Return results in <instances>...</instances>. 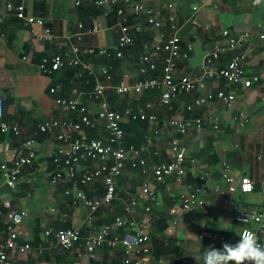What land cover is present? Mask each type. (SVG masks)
I'll list each match as a JSON object with an SVG mask.
<instances>
[{
  "label": "crops",
  "instance_id": "1",
  "mask_svg": "<svg viewBox=\"0 0 264 264\" xmlns=\"http://www.w3.org/2000/svg\"><path fill=\"white\" fill-rule=\"evenodd\" d=\"M74 0H25L26 15L41 19L43 26L25 25L14 14L0 23V95L3 98V121L15 123L20 135L0 139V165L10 164L22 158L29 159L27 141H34V158L21 169L18 181L7 183L0 175V210L3 202H10L13 211L25 210L27 217L15 228L22 242L33 248L41 246L43 254L32 253L25 258L10 252L16 264H76L79 254L84 253L83 240L104 225L121 215L125 201L133 196L141 186L142 179L127 165L123 175L117 180V198L110 206H104L91 214L82 203H74L72 183L61 175L56 185L51 184L55 173L53 159L57 154L56 133H40L39 126L48 120L74 119L56 104V99H69L71 91L90 92L96 83L110 87L107 92L110 110L122 113L127 106L142 107L148 115L159 119H201V128H192L185 136L173 130L166 137H155L148 123L126 122L122 125L126 146L144 150L148 161L155 164L170 160L168 142L178 140L187 149L185 175L181 182L174 178L156 184L158 205L150 206L149 214L151 244L156 240L162 247L161 258L153 255L152 264H199L210 240H235L238 226L234 222V211L229 205H242L264 211V40L259 35L264 25V0H155L153 7L162 30L172 35L170 28L176 26V34L181 39L182 49L188 44L192 51L187 60H181L176 69V77L190 76L198 84L197 92L191 96L182 95L172 103L171 110L160 106L161 91L144 92L139 96H117L112 88L121 82L135 84L143 76L138 73L137 64L143 56V43L157 40L149 32L134 34V45L115 57L118 6L98 8L86 0L81 6H74ZM197 7V11L193 8ZM109 11L107 17L104 14ZM129 25H135L128 12ZM79 25L83 29L79 28ZM49 29L52 42L43 39ZM94 29L97 31L92 34ZM162 31V32H163ZM227 31L228 36L223 32ZM246 33L239 51L226 50L229 37L239 38ZM78 48L80 54L73 52ZM220 49L219 58L208 64V54ZM93 49L89 56L86 51ZM106 51L110 56L101 55ZM251 55L253 61L247 66L249 76L256 75L259 81L246 89L241 85L231 86L225 80L214 81L203 76L205 68L213 71L223 69L232 54ZM60 55L64 63L78 59L80 65L64 67L52 73L39 71V65ZM161 63L158 62V67ZM89 66L88 70L82 67ZM105 72V73H104ZM55 89V94L50 90ZM234 94L232 103L219 101L208 103L192 112L185 110L192 98L205 93ZM93 118L96 104H88ZM209 118L216 120L217 129ZM245 121H247L245 123ZM88 140L102 139L106 132L98 123L94 129H83L79 134ZM230 167L234 176H246L253 183L251 194L227 195L224 183V165ZM83 169L75 177L77 189L89 199L104 195L103 181L91 185L82 181ZM203 187L206 192L205 204L184 212L179 197L189 193L188 187ZM69 190L70 195L65 192ZM218 190V191H216ZM144 204L136 210V219L143 216ZM173 210V214L170 211ZM1 226V225H0ZM79 229L81 241L71 250H63L46 231ZM115 233L122 242L113 249L106 246L95 251V259L81 261V264H122L127 245L133 243L135 231L118 229ZM201 237V238H200ZM261 239L264 245V234ZM222 242V243H223ZM221 243V244H222ZM86 257V256H85Z\"/></svg>",
  "mask_w": 264,
  "mask_h": 264
},
{
  "label": "built area",
  "instance_id": "2",
  "mask_svg": "<svg viewBox=\"0 0 264 264\" xmlns=\"http://www.w3.org/2000/svg\"><path fill=\"white\" fill-rule=\"evenodd\" d=\"M88 3L96 5L98 8H111L118 6L116 13L117 25L114 28L116 35L115 57L121 58L123 52L134 45V34L149 32L156 36L157 40L151 43H143V56L137 64L138 73L147 76L150 73H157L154 77H146L139 79L135 84L127 81L121 82L117 87L112 88L117 96L135 95L139 96L144 92L158 89L161 91L160 106L171 110L172 103L179 99L180 96H191L197 92L199 84L190 76L176 77L177 65L181 60H187L189 53L192 51V45L186 46V51L182 49L181 39L176 34V26H171L170 36L162 30V24L156 17L153 3L155 0H86ZM211 0H202L207 3ZM25 0H0V23L4 22L9 15L14 14L18 20L25 25L36 24L43 26L41 19H35L26 15ZM74 6H81L82 0H74ZM198 8L194 7L193 11ZM128 12L132 15L133 21H137L135 25H129ZM109 11L104 14L107 17ZM264 25V18L260 22L259 27ZM80 29H83L79 25ZM94 29L88 34L95 33ZM163 31V32H162ZM224 36H228L227 31L223 32ZM249 34L235 38L229 37L226 50L230 53L239 51L243 45L242 41L248 38ZM260 40H264V32L259 36ZM43 39L48 42L53 41L51 31H44ZM73 52L80 54L78 48H73ZM86 54L92 56L95 54L93 49L86 51ZM106 57L110 55L106 51L99 53ZM220 49H216L208 54V64L211 60L219 58ZM253 58L248 54H232L231 60L223 69L213 71L208 67L205 68L203 76L214 81L225 80L231 86L241 85L248 89L259 81L258 76L247 74V66L251 65ZM158 62L161 66L158 67ZM78 59L63 62L60 55L55 56L52 60H44L39 65V71L43 73H52L64 67H75L80 65ZM88 70V75L92 76L89 66L82 67ZM105 73V72H104ZM110 87L97 82L90 92H79L74 89L71 91L69 99H56V104L67 115H73L74 119L63 121L48 120L39 126L40 133H56L57 154L53 159L55 167L54 176L51 184L56 185L61 175L72 183L74 203H82L83 206L91 213H96L104 206H110L117 198L116 183L123 175L127 165L130 169L139 175L142 179L139 190L129 197L122 207L121 215L115 216L113 222L109 225L102 226L95 233L89 235L83 240L84 253L77 257L78 262L86 258L94 260L95 251L98 248L106 246L110 249L116 248L121 242V238L115 233L116 230L131 229L135 231V238L132 244L127 245L122 257V264H152L153 248L149 238L150 225L149 214L150 206L158 205L156 184H162L169 178H174L177 182H181L185 175V163L187 156L186 147L178 140H170L168 142L170 160L165 163L155 164L148 161L144 150H138L134 146H126L124 143L125 133L122 125L126 122H146L152 129V135L155 137H166L167 132L171 129L181 136H185L192 128H201V119H159L155 115H148L142 107L127 106L122 113H115L110 110L107 92ZM50 94H55V89L50 90ZM235 100L234 94H226L223 91L217 93L207 92L191 99L185 108L186 111L192 112L195 108L205 107L210 102L219 101L224 104L232 103ZM96 104L97 112L95 118L91 114L88 104ZM217 129L216 120L209 118ZM247 121H245L246 123ZM98 123L104 126L106 136L102 139L88 140L80 137L78 134L83 129H94ZM19 136L20 129L15 123H5L3 121V98L0 95V139L7 136ZM29 149V159H33L34 141L29 140L25 144ZM28 158H22L12 161L10 164L0 165V175L9 184L16 183L21 169L28 164ZM83 169L82 181L86 185H91L97 180L103 181L104 195L101 198L91 200L82 191L77 189L75 177L77 173ZM224 183L226 185L227 195L233 196L236 193L244 195L251 194L254 190L253 183L246 176H234L231 174L230 167L224 165ZM189 193L179 197L182 210L190 212L194 208L202 207L205 204L207 195L206 190L201 187H188ZM218 191V190H216ZM66 196L70 195V191L65 192ZM144 204L143 216L141 220L136 219V210L138 205ZM3 208L9 210L4 213L0 210V264H16L10 258V252L18 254L20 257L30 256L36 253L39 256L43 254L41 246L36 249L22 242L21 238L15 231L26 217L25 210L13 211L11 203L6 201L2 203ZM234 211V222L238 226V234L243 230H249L255 233L257 242L263 245L261 239L264 234V211L254 207L242 205H229ZM173 210L170 214H173ZM244 218V222L241 220ZM237 234V236H238ZM47 237L55 239L56 243L63 250H71L77 243L81 241L80 230L71 228L57 231H46ZM201 238V237H200ZM238 239V237L236 238ZM234 240H228L232 242ZM223 240L212 238L209 246L219 248ZM163 260H157V264H161ZM171 264H178V260Z\"/></svg>",
  "mask_w": 264,
  "mask_h": 264
},
{
  "label": "clouds",
  "instance_id": "3",
  "mask_svg": "<svg viewBox=\"0 0 264 264\" xmlns=\"http://www.w3.org/2000/svg\"><path fill=\"white\" fill-rule=\"evenodd\" d=\"M237 237L219 248L207 247L199 264H264V245L257 242L255 233L243 230Z\"/></svg>",
  "mask_w": 264,
  "mask_h": 264
},
{
  "label": "trees",
  "instance_id": "4",
  "mask_svg": "<svg viewBox=\"0 0 264 264\" xmlns=\"http://www.w3.org/2000/svg\"><path fill=\"white\" fill-rule=\"evenodd\" d=\"M153 74H150L149 76H152ZM139 123H143V122H139ZM106 136V135H105ZM152 248H153V255L156 259H159L161 258L160 256H162V253L161 251L162 250V247L158 246L156 240L153 241L152 243Z\"/></svg>",
  "mask_w": 264,
  "mask_h": 264
}]
</instances>
